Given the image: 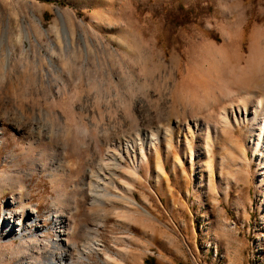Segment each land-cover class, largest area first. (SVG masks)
<instances>
[{
	"label": "rangeland",
	"instance_id": "obj_1",
	"mask_svg": "<svg viewBox=\"0 0 264 264\" xmlns=\"http://www.w3.org/2000/svg\"><path fill=\"white\" fill-rule=\"evenodd\" d=\"M49 253L264 264V0H0V264Z\"/></svg>",
	"mask_w": 264,
	"mask_h": 264
},
{
	"label": "bare ground",
	"instance_id": "obj_2",
	"mask_svg": "<svg viewBox=\"0 0 264 264\" xmlns=\"http://www.w3.org/2000/svg\"><path fill=\"white\" fill-rule=\"evenodd\" d=\"M64 33H66V31ZM4 34H5V32H4ZM66 35H67V33H66ZM25 38H26L27 41H29V36H28V32L27 31L25 32ZM64 255H66V254H64V253H59L57 255L50 254L49 257H48V259H47V256H46V259L48 261L46 263L47 264H65L64 263V260H63L64 259Z\"/></svg>",
	"mask_w": 264,
	"mask_h": 264
}]
</instances>
